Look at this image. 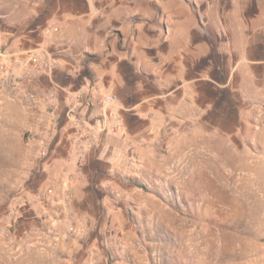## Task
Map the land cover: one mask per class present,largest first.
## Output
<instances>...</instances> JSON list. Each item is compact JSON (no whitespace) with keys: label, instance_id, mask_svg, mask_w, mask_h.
<instances>
[{"label":"rangeland","instance_id":"1","mask_svg":"<svg viewBox=\"0 0 264 264\" xmlns=\"http://www.w3.org/2000/svg\"><path fill=\"white\" fill-rule=\"evenodd\" d=\"M108 261L264 264V0H0V264Z\"/></svg>","mask_w":264,"mask_h":264},{"label":"built area","instance_id":"2","mask_svg":"<svg viewBox=\"0 0 264 264\" xmlns=\"http://www.w3.org/2000/svg\"><path fill=\"white\" fill-rule=\"evenodd\" d=\"M21 75L11 73L6 75V77L3 80V85L10 91L14 93H22L29 104L32 105H38L42 103V98L37 92L34 91H27L23 90L21 87ZM111 100L110 96L106 97V101L109 102Z\"/></svg>","mask_w":264,"mask_h":264},{"label":"trees","instance_id":"3","mask_svg":"<svg viewBox=\"0 0 264 264\" xmlns=\"http://www.w3.org/2000/svg\"><path fill=\"white\" fill-rule=\"evenodd\" d=\"M108 264H111V261H108Z\"/></svg>","mask_w":264,"mask_h":264}]
</instances>
